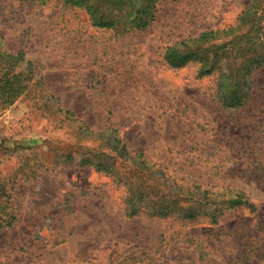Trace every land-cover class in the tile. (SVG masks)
<instances>
[{
    "label": "rangeland",
    "instance_id": "374dc122",
    "mask_svg": "<svg viewBox=\"0 0 264 264\" xmlns=\"http://www.w3.org/2000/svg\"><path fill=\"white\" fill-rule=\"evenodd\" d=\"M248 2L159 0L154 23L122 35L63 0H0V59L23 51L20 78L27 61L35 70L14 102L0 90V264H264V64L245 74L248 101L224 107L217 72L163 59L176 40L235 23ZM110 130L180 183L234 188L255 209L213 222L182 218V201L165 217L129 216V186L155 198L157 184L109 156L127 178L80 159L106 150L94 139Z\"/></svg>",
    "mask_w": 264,
    "mask_h": 264
},
{
    "label": "trees",
    "instance_id": "16d2710c",
    "mask_svg": "<svg viewBox=\"0 0 264 264\" xmlns=\"http://www.w3.org/2000/svg\"><path fill=\"white\" fill-rule=\"evenodd\" d=\"M65 4L81 7L89 14L92 26L101 30H111L116 34H127L147 29L158 16L159 0H63ZM261 46L264 49V0H249L238 15L235 23L203 30L197 36H188L169 44L163 59L171 67H184L197 64L198 76L218 73L216 95L218 102L224 107H240L249 97L251 86L245 76L251 69L264 64V51L253 56H246L248 52ZM246 56L245 61L236 67L235 59L238 55ZM1 57V56H0ZM25 62V53H13L10 59H0L7 70L0 77V90L7 93L6 102L12 103L24 93L35 76L32 61H27L28 73L20 78L19 66ZM7 91V92H6ZM74 115L71 111H66ZM94 130L93 128L91 131ZM111 133H97L94 140H101L105 144L104 151L82 153L81 163L91 165L95 169L115 175L120 180L127 178L124 171H120L113 163L105 160H121L131 170H135L138 177L157 184L155 198L144 185H130L127 191V214L135 215L146 210L153 216L165 217L174 213L172 203L182 201L191 205L179 209L182 218H195L207 215L216 222L225 208L248 207L255 209L254 203L241 191L234 188H223V191L206 188L202 184H182L173 177L167 169H159L154 163L144 158L143 153L130 150L124 140ZM87 135V133H86ZM78 152H76L77 154ZM105 156H109L108 159ZM125 175V176H124ZM197 205V206H195ZM206 206V209L201 207ZM203 209V211H202Z\"/></svg>",
    "mask_w": 264,
    "mask_h": 264
}]
</instances>
